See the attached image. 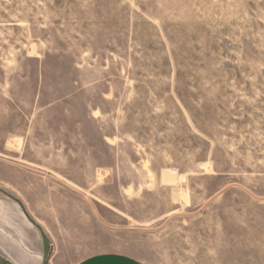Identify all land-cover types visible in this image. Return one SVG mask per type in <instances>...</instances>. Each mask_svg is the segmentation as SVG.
I'll return each mask as SVG.
<instances>
[{
    "label": "rangeland",
    "instance_id": "374dc122",
    "mask_svg": "<svg viewBox=\"0 0 264 264\" xmlns=\"http://www.w3.org/2000/svg\"><path fill=\"white\" fill-rule=\"evenodd\" d=\"M2 179L74 261L264 264V0H0Z\"/></svg>",
    "mask_w": 264,
    "mask_h": 264
},
{
    "label": "crops",
    "instance_id": "0c3cea01",
    "mask_svg": "<svg viewBox=\"0 0 264 264\" xmlns=\"http://www.w3.org/2000/svg\"><path fill=\"white\" fill-rule=\"evenodd\" d=\"M16 166L27 172L51 177ZM31 179L34 181L35 178ZM26 182L27 184H14L13 181L0 180V264H144L130 254L115 251L89 254L79 260H72L71 257L78 249L69 244L74 239L68 233L60 236L54 232L51 225L60 224L59 218L54 212L47 210V205L40 203L32 207L28 194H34V189L30 188L29 180ZM65 187L78 192L68 185ZM11 197L19 200L20 204ZM36 225L44 226V236L52 247L50 256H46L43 234L36 229Z\"/></svg>",
    "mask_w": 264,
    "mask_h": 264
}]
</instances>
